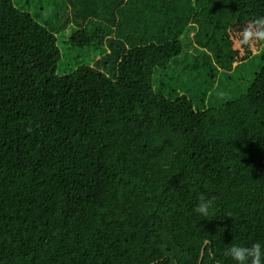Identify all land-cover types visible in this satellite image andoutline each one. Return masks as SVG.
Returning a JSON list of instances; mask_svg holds the SVG:
<instances>
[{"label":"trees","instance_id":"trees-1","mask_svg":"<svg viewBox=\"0 0 264 264\" xmlns=\"http://www.w3.org/2000/svg\"><path fill=\"white\" fill-rule=\"evenodd\" d=\"M51 1L54 29L0 0V264H234L264 243V63L219 107L152 84L189 54L212 83L248 60L264 0ZM67 28L105 60L57 74Z\"/></svg>","mask_w":264,"mask_h":264},{"label":"rangeland","instance_id":"rangeland-1","mask_svg":"<svg viewBox=\"0 0 264 264\" xmlns=\"http://www.w3.org/2000/svg\"><path fill=\"white\" fill-rule=\"evenodd\" d=\"M13 1L17 3L16 6L18 8L28 11L39 24L53 29L58 28L55 10L58 8L59 3H54L51 0H48L50 4H46L48 2L46 0H42V3L41 0ZM52 14L55 15L53 19L51 18ZM66 30L62 33L58 31L56 34L57 44L61 53V59L56 69L57 74L69 72L78 63L89 64L91 66L98 59H104V55L108 53L109 50L105 44L97 48L92 46L96 48L95 51L92 48L80 49L71 46L66 39L69 28ZM186 47L192 49L190 45H186ZM194 54H196V51H194ZM192 56V54H189L187 57L173 59L164 70H155L152 77L154 90L160 91L163 95L174 99V89L185 85L191 89V94H194V96L192 94L189 97L193 99L194 105L196 104L199 108H202L204 105L197 104V102L205 94V101L207 103L205 107H219L227 100L237 99L246 91L254 74L264 63V45L248 60L233 68L231 72L218 71L215 74L216 80L214 83H212V80H210L205 71L188 67Z\"/></svg>","mask_w":264,"mask_h":264},{"label":"clouds","instance_id":"clouds-1","mask_svg":"<svg viewBox=\"0 0 264 264\" xmlns=\"http://www.w3.org/2000/svg\"><path fill=\"white\" fill-rule=\"evenodd\" d=\"M256 26V30L251 28L243 31V40L247 41L249 38L255 37L259 40H264V17H259L251 21ZM212 206L211 199H205L203 195L199 198V202L194 211L200 216H207ZM227 258H230L234 264H264V243L255 242L250 246H242L239 244H232L223 253Z\"/></svg>","mask_w":264,"mask_h":264}]
</instances>
